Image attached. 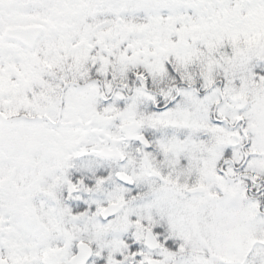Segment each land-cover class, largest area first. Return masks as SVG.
Segmentation results:
<instances>
[{
  "label": "snow or ice",
  "instance_id": "6c2138e0",
  "mask_svg": "<svg viewBox=\"0 0 264 264\" xmlns=\"http://www.w3.org/2000/svg\"><path fill=\"white\" fill-rule=\"evenodd\" d=\"M0 264H264V0H0Z\"/></svg>",
  "mask_w": 264,
  "mask_h": 264
}]
</instances>
